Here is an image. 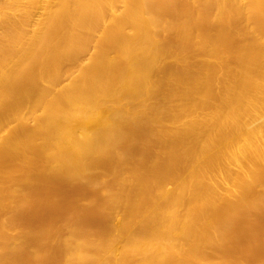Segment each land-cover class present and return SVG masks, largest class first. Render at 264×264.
I'll list each match as a JSON object with an SVG mask.
<instances>
[{"label":"bare ground","instance_id":"1","mask_svg":"<svg viewBox=\"0 0 264 264\" xmlns=\"http://www.w3.org/2000/svg\"><path fill=\"white\" fill-rule=\"evenodd\" d=\"M262 242L264 0H0V264Z\"/></svg>","mask_w":264,"mask_h":264},{"label":"rangeland","instance_id":"2","mask_svg":"<svg viewBox=\"0 0 264 264\" xmlns=\"http://www.w3.org/2000/svg\"><path fill=\"white\" fill-rule=\"evenodd\" d=\"M91 48H92V47H91ZM88 51H91V49H89V50L87 49V51L84 52V53H85V56H82L84 59L87 58L86 55L89 56V54L91 53V52H88ZM87 53H88V54H87ZM96 221H97V222H100L101 219L99 218V220H96ZM47 222H48V220H47ZM14 235H15V234H12V237H13ZM17 236H18V235H17ZM14 237H16V236H14ZM262 243H263V242H262ZM263 248H264V243H263V247H262V244H261V249H262V250H261L260 248L257 249V250L255 251V254H256L257 256H258V255L260 256L261 252L264 251ZM50 262H51V261H50ZM52 263L55 264L54 262H52ZM47 264H49V263H47ZM56 264H58V263H56Z\"/></svg>","mask_w":264,"mask_h":264}]
</instances>
